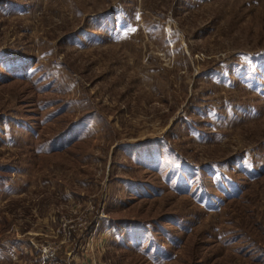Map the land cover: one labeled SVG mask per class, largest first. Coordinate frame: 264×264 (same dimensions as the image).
Returning a JSON list of instances; mask_svg holds the SVG:
<instances>
[{
  "label": "rangeland",
  "instance_id": "1",
  "mask_svg": "<svg viewBox=\"0 0 264 264\" xmlns=\"http://www.w3.org/2000/svg\"><path fill=\"white\" fill-rule=\"evenodd\" d=\"M0 264H264V0H2Z\"/></svg>",
  "mask_w": 264,
  "mask_h": 264
},
{
  "label": "crops",
  "instance_id": "2",
  "mask_svg": "<svg viewBox=\"0 0 264 264\" xmlns=\"http://www.w3.org/2000/svg\"><path fill=\"white\" fill-rule=\"evenodd\" d=\"M10 254L12 255L11 257H16L21 255L20 249H18L14 244H10L7 250L0 251V259H8L10 257ZM10 260V259H8Z\"/></svg>",
  "mask_w": 264,
  "mask_h": 264
},
{
  "label": "trees",
  "instance_id": "3",
  "mask_svg": "<svg viewBox=\"0 0 264 264\" xmlns=\"http://www.w3.org/2000/svg\"><path fill=\"white\" fill-rule=\"evenodd\" d=\"M4 2L0 0V4H3ZM4 185H0V188L3 187Z\"/></svg>",
  "mask_w": 264,
  "mask_h": 264
},
{
  "label": "built area",
  "instance_id": "4",
  "mask_svg": "<svg viewBox=\"0 0 264 264\" xmlns=\"http://www.w3.org/2000/svg\"><path fill=\"white\" fill-rule=\"evenodd\" d=\"M91 264H95V263H91Z\"/></svg>",
  "mask_w": 264,
  "mask_h": 264
}]
</instances>
